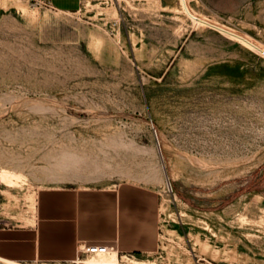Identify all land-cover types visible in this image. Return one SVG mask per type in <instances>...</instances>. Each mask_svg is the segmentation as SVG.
Segmentation results:
<instances>
[{
    "label": "rangeland",
    "instance_id": "374dc122",
    "mask_svg": "<svg viewBox=\"0 0 264 264\" xmlns=\"http://www.w3.org/2000/svg\"><path fill=\"white\" fill-rule=\"evenodd\" d=\"M20 1L0 0L5 213L43 187L144 189L157 241L0 264H264V0Z\"/></svg>",
    "mask_w": 264,
    "mask_h": 264
},
{
    "label": "crops",
    "instance_id": "0c3cea01",
    "mask_svg": "<svg viewBox=\"0 0 264 264\" xmlns=\"http://www.w3.org/2000/svg\"><path fill=\"white\" fill-rule=\"evenodd\" d=\"M45 1L64 12L78 11L82 2ZM1 189L0 184V259L74 262L83 241L134 252L156 244V203L144 189L43 187L35 191L34 210L18 217L5 213Z\"/></svg>",
    "mask_w": 264,
    "mask_h": 264
},
{
    "label": "built area",
    "instance_id": "2783aa9c",
    "mask_svg": "<svg viewBox=\"0 0 264 264\" xmlns=\"http://www.w3.org/2000/svg\"><path fill=\"white\" fill-rule=\"evenodd\" d=\"M42 3H44L47 6H51L49 1H45V0H39ZM111 250H113V247L107 246V245H87L86 243H79L78 245V253H77V257L74 260L75 262H80L81 257L84 254H88V255H104L107 254L109 252H111Z\"/></svg>",
    "mask_w": 264,
    "mask_h": 264
},
{
    "label": "bare ground",
    "instance_id": "6f19581e",
    "mask_svg": "<svg viewBox=\"0 0 264 264\" xmlns=\"http://www.w3.org/2000/svg\"><path fill=\"white\" fill-rule=\"evenodd\" d=\"M2 4L4 5V6H15L17 9H20V10H22L23 12H25V14H29L30 13V6H26V4H23L20 0L18 1V0H15V1H13V0H2ZM6 172V171H5ZM6 173H8V172H6ZM15 173V172H14ZM1 174V173H0ZM4 174V176H5V173H3ZM10 175V176H9ZM11 175L12 174H8V176L10 177V178H12L11 177ZM14 175V174H13ZM15 176V175H14ZM2 177V176H1ZM19 177V176H18ZM22 177V176H21ZM20 177V178H21ZM10 178H9V180H10ZM5 180H6V178H5ZM8 180V179H7ZM20 180V179H19ZM12 181V180H11ZM11 181H9V182H11ZM115 254V253H114ZM107 260H109V258H107ZM133 261V260H132ZM104 262V261H103ZM110 262H111V260H110ZM131 263V262H130ZM135 263V262H134Z\"/></svg>",
    "mask_w": 264,
    "mask_h": 264
}]
</instances>
